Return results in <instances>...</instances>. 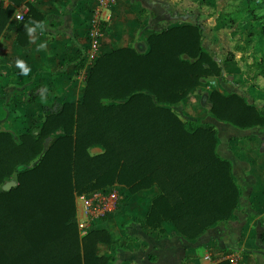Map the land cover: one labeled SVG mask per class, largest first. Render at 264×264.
Here are the masks:
<instances>
[{
  "label": "trees",
  "instance_id": "1",
  "mask_svg": "<svg viewBox=\"0 0 264 264\" xmlns=\"http://www.w3.org/2000/svg\"><path fill=\"white\" fill-rule=\"evenodd\" d=\"M2 1L0 36L14 11ZM241 1L263 22L264 40V0ZM28 9L20 29L42 21ZM203 41L199 25H176L152 33L146 53L131 47L104 53L89 69L80 103L44 114L18 141L0 132V264H110L112 258L96 255L97 245L108 241L105 233L79 237L75 196L114 185L130 195L157 190L144 225L158 235L167 224L194 242L230 220L241 189L232 163L218 153L216 130L182 120L175 110L203 80L222 77V64ZM66 62L85 65L80 53ZM263 64L261 59L264 79ZM208 102L220 123L264 127V110L237 93L212 89ZM58 130L62 134L45 148ZM93 146L103 152L91 155ZM11 179L16 186L1 191Z\"/></svg>",
  "mask_w": 264,
  "mask_h": 264
},
{
  "label": "crops",
  "instance_id": "2",
  "mask_svg": "<svg viewBox=\"0 0 264 264\" xmlns=\"http://www.w3.org/2000/svg\"><path fill=\"white\" fill-rule=\"evenodd\" d=\"M2 2L4 8L14 11L0 36V132L12 134L18 141L41 122L44 114L55 112L65 103L81 102L86 80L83 72L89 71L85 66L77 69L75 63H67L66 57L80 53L86 59L96 0H26L19 6L8 0ZM29 5L42 21L24 24L20 29L22 21L15 16L25 17ZM208 7L198 0H110L104 13L108 23L102 51L108 54L131 47L146 53L152 33L186 24L199 25L204 40L209 39L203 41L204 48L208 46L211 53L222 55L234 46L228 37L233 31L221 29L222 20ZM234 72L232 65L222 66V77L210 78L214 80L211 84L216 81L220 86L225 79L248 104L264 110V83L254 80L236 85L241 75ZM203 89L202 85L194 90L175 110L200 118L202 110L198 106L203 109L206 99ZM198 121L204 128L209 127L205 125L208 122L215 128L218 153L232 163L233 179L241 189L230 220L194 242L185 240L167 224L158 235L144 225L157 190L130 195L123 187L126 206L97 225L108 240L97 245L98 257L112 258L110 264H219L229 262L228 258L236 259V264H264V127L240 130L213 117ZM61 134L58 130L50 136L45 148ZM102 152L99 146L89 149L91 155Z\"/></svg>",
  "mask_w": 264,
  "mask_h": 264
},
{
  "label": "rangeland",
  "instance_id": "3",
  "mask_svg": "<svg viewBox=\"0 0 264 264\" xmlns=\"http://www.w3.org/2000/svg\"><path fill=\"white\" fill-rule=\"evenodd\" d=\"M198 1L199 3H207L209 5L208 8L210 9V12L212 13L214 11L213 15H217V18L219 20H222L221 29H225V27H227L229 28V30L233 31L229 36H227L231 41L235 42L234 46L230 48V51L225 50L222 55L217 54L216 56L220 59V63L222 64V66H225L227 64L232 65L233 71H235L233 75H241L240 81L234 83L236 85H242L243 83L253 82L254 80L262 81V83H264V79L259 75V65L261 59L264 62V40L260 35V29L263 22L260 20H256L253 16H250L246 11V4L241 0ZM217 10L219 12H216ZM208 40V38H205L204 42ZM205 50L210 52V50H208V46L205 47ZM208 79L203 80L201 84V86H204L202 94L205 95L204 97L206 98L204 102L202 101V105L204 104L203 109L198 103V107H200V109L202 110V116H200V118L197 116L192 117L191 114L187 113V111L183 113L176 111V113L182 120L201 121L204 119L212 118L209 113L210 105L208 102V95L210 91H212V89L220 90L225 94L240 93L239 90L235 89L234 84L227 83L225 79H223L224 81L223 83H221V85L224 84L227 85V87H232L225 89L224 86H219L216 81L214 82L215 84L212 85L211 82H213L214 80L212 81L211 79L217 78H211L210 80ZM208 86L209 88L206 89ZM198 107L195 105L194 109H197ZM205 125L210 127L211 124H209L208 122ZM101 223L102 222H99L98 225H100Z\"/></svg>",
  "mask_w": 264,
  "mask_h": 264
},
{
  "label": "built area",
  "instance_id": "4",
  "mask_svg": "<svg viewBox=\"0 0 264 264\" xmlns=\"http://www.w3.org/2000/svg\"><path fill=\"white\" fill-rule=\"evenodd\" d=\"M108 5H110V0H96V7L87 34L89 49L86 53L84 65L87 71H89L93 61L104 54L101 42L108 23V19L105 17L106 14H104ZM15 19L22 21L23 16L17 14ZM83 73H85L86 79L88 72ZM122 189L123 186L114 185L104 190L75 196V221L80 238L86 237L91 231L97 229L99 222L110 219L126 206L127 197ZM228 261L230 264H236L234 258H228Z\"/></svg>",
  "mask_w": 264,
  "mask_h": 264
},
{
  "label": "water",
  "instance_id": "5",
  "mask_svg": "<svg viewBox=\"0 0 264 264\" xmlns=\"http://www.w3.org/2000/svg\"><path fill=\"white\" fill-rule=\"evenodd\" d=\"M15 186H16V182L14 180L6 181L1 187V191L3 192L10 191Z\"/></svg>",
  "mask_w": 264,
  "mask_h": 264
},
{
  "label": "clouds",
  "instance_id": "6",
  "mask_svg": "<svg viewBox=\"0 0 264 264\" xmlns=\"http://www.w3.org/2000/svg\"><path fill=\"white\" fill-rule=\"evenodd\" d=\"M29 31H31V29Z\"/></svg>",
  "mask_w": 264,
  "mask_h": 264
}]
</instances>
